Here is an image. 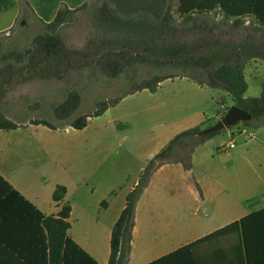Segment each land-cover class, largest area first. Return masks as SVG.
<instances>
[{"label":"crops","instance_id":"0c3cea01","mask_svg":"<svg viewBox=\"0 0 264 264\" xmlns=\"http://www.w3.org/2000/svg\"><path fill=\"white\" fill-rule=\"evenodd\" d=\"M245 20L253 22L250 16ZM252 65L264 68L263 61L251 59L245 69ZM172 86L179 88L178 95H158L164 87ZM143 92L153 98L159 96L163 102L148 107L138 127L180 109L193 113L173 130L163 127L155 135L134 133L133 129L139 128L128 118L133 116L121 113L114 123L119 122L122 130L112 132L111 139L118 140L119 147L126 144L129 148L119 165L111 163V144L105 141L108 133L92 134L83 141L72 136L71 127L62 132L30 122H13L16 128L0 130V178L23 198L18 199L0 183V264H50L40 259L46 233L34 210L45 217L57 215L60 206L52 200L57 186L66 189L61 205L71 208L68 237L96 264H109L112 228L147 161L174 135L207 119L200 109L211 92L219 96L218 103L229 102L231 106L227 94L181 77L164 80L154 93H137ZM246 92L245 98L261 94L260 89L254 97ZM126 97L111 111L119 110ZM219 117L216 114L214 119ZM240 126L226 128L196 147L191 170L166 164L152 174L137 202L127 264H148L264 209V125ZM231 143L234 147L228 148ZM190 182L198 187L192 188ZM186 192L196 196L195 209L203 216L194 212L193 218L181 222L188 202ZM228 240L236 242L237 238L229 235ZM209 248V244L197 247L196 253Z\"/></svg>","mask_w":264,"mask_h":264},{"label":"trees","instance_id":"16d2710c","mask_svg":"<svg viewBox=\"0 0 264 264\" xmlns=\"http://www.w3.org/2000/svg\"><path fill=\"white\" fill-rule=\"evenodd\" d=\"M86 2L36 0L38 17L45 30L27 48L10 51L0 58V102L4 84L25 73L61 79L93 64L109 78L131 73L134 85L110 102H98L90 115L78 116L69 122L74 130L85 128L88 118L101 115L126 96L142 90L154 93L161 82L177 77L226 93L231 105L251 116L243 122L244 126L264 125V81L259 97H244L247 62L251 59L264 62V0H98L99 6L92 16L96 21L92 24V35L82 48H68L59 31L73 22V14ZM13 6V0H0V12ZM249 16L253 22L246 23ZM138 64L148 65L157 73L136 81ZM79 103V93L71 92L54 107V116L58 120L71 117ZM218 105L219 119H204L201 124L177 133L147 161L112 228L109 264H127L129 260L137 202L152 174L166 164H180L184 170H191L195 148L223 131L202 134L204 129L219 123L230 107L223 102ZM32 124L56 129L46 121ZM14 128L16 125L0 112V130ZM0 183L18 199H23L1 178ZM65 193L64 186H57L52 194L53 202L60 206L56 216L45 217L34 210L46 233L40 259L50 264H96L67 235L71 208L69 204L61 205ZM229 235L237 238L236 242H230ZM205 244L210 245L209 250H202L198 255L196 248ZM148 264H264V209Z\"/></svg>","mask_w":264,"mask_h":264},{"label":"rangeland","instance_id":"374dc122","mask_svg":"<svg viewBox=\"0 0 264 264\" xmlns=\"http://www.w3.org/2000/svg\"><path fill=\"white\" fill-rule=\"evenodd\" d=\"M13 1V7L7 11L0 12V58L10 51H20L27 48L34 37L45 30L44 24L38 17L36 0ZM96 6H99L98 0H87L86 5L73 14V22L60 29L59 33L68 48H82L92 35L94 31L92 24L96 22L93 21L92 16ZM135 70L137 74L135 77L136 81L147 79L157 73L155 69L145 64L136 65ZM178 73L175 72V74ZM130 75L131 73L129 75H121L118 78H109L99 73L93 64L77 73L70 72L61 79H44L40 76H28L25 73L23 77L13 78L10 82L4 84V97L0 102V112L6 118L8 117L7 119L11 122L33 123L35 121H46L63 132L64 128L69 127L68 123L78 116L90 115L95 110L98 102L104 100L110 102L129 91L134 85L130 80ZM244 78L248 86L246 95L254 97L260 94L257 92H259V89L261 92L262 89L261 81H264V68L258 67L256 69L253 65L247 66L244 71ZM178 89V87L173 88V86L164 87L158 95L162 96L168 93L169 97L175 96L178 95ZM74 91L79 93L80 96L77 110L71 117L58 120L53 113L54 107L63 102ZM219 93L226 95L222 91H219ZM126 98L119 110L112 112L109 108L110 110L97 117L88 118L85 128L71 131L74 138L82 139L83 141L89 139L92 134L108 133L109 137H106L105 141L111 144L112 153L110 151V160L111 163L116 165L122 163L125 156L124 151L129 148L126 144L119 147V141L111 139L112 132L122 130L119 122L114 123V119L121 113H128L133 116L128 118L132 120V124L136 121L135 127L139 128L138 132L133 129L134 133H144L146 135H155L163 127V129L173 130L180 122L184 119L187 120L193 113L186 108L180 109L176 113L138 127V120L145 115L148 107L162 105L163 101L159 96L153 98L147 92L128 95ZM218 100L219 96L215 92L213 94L211 92L208 102L200 109L207 119H213L217 114L219 109ZM240 125H243V123ZM240 125L234 128L242 127ZM241 139H237V143L241 142ZM189 178H192V175H189ZM190 185L192 188L198 187L194 182H190ZM189 193L186 192L185 195V199L188 202L184 212L185 215L181 217V222H183L184 218H193L194 212L198 217L203 216L201 210L195 209L197 206L195 202L196 196Z\"/></svg>","mask_w":264,"mask_h":264},{"label":"water","instance_id":"95a60500","mask_svg":"<svg viewBox=\"0 0 264 264\" xmlns=\"http://www.w3.org/2000/svg\"><path fill=\"white\" fill-rule=\"evenodd\" d=\"M250 119L251 116L247 112L241 110L235 105H232L227 109L225 115L219 123L204 129L202 134L207 135L213 132L222 131L226 128L236 127L243 122L249 121Z\"/></svg>","mask_w":264,"mask_h":264},{"label":"built area","instance_id":"2783aa9c","mask_svg":"<svg viewBox=\"0 0 264 264\" xmlns=\"http://www.w3.org/2000/svg\"><path fill=\"white\" fill-rule=\"evenodd\" d=\"M234 147V145L231 143V144H229V146H228V148H233ZM226 150H227V148H226Z\"/></svg>","mask_w":264,"mask_h":264}]
</instances>
